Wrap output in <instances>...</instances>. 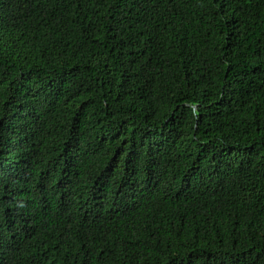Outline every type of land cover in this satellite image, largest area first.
<instances>
[{"label": "trees", "instance_id": "trees-1", "mask_svg": "<svg viewBox=\"0 0 264 264\" xmlns=\"http://www.w3.org/2000/svg\"><path fill=\"white\" fill-rule=\"evenodd\" d=\"M0 264H264V0H0Z\"/></svg>", "mask_w": 264, "mask_h": 264}]
</instances>
